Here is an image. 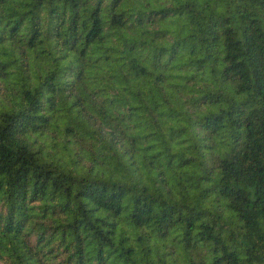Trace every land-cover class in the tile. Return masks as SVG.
Masks as SVG:
<instances>
[{
  "label": "trees",
  "instance_id": "obj_1",
  "mask_svg": "<svg viewBox=\"0 0 264 264\" xmlns=\"http://www.w3.org/2000/svg\"><path fill=\"white\" fill-rule=\"evenodd\" d=\"M0 264H264V0H0Z\"/></svg>",
  "mask_w": 264,
  "mask_h": 264
}]
</instances>
